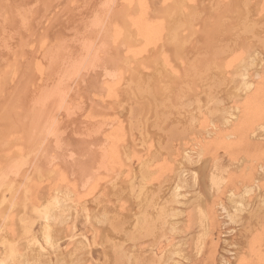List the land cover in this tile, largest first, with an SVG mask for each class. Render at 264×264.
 Listing matches in <instances>:
<instances>
[{
    "label": "bare ground",
    "instance_id": "1",
    "mask_svg": "<svg viewBox=\"0 0 264 264\" xmlns=\"http://www.w3.org/2000/svg\"><path fill=\"white\" fill-rule=\"evenodd\" d=\"M260 18L264 0H0V264H195L209 240L208 262L246 264L228 246L264 245Z\"/></svg>",
    "mask_w": 264,
    "mask_h": 264
},
{
    "label": "rangeland",
    "instance_id": "2",
    "mask_svg": "<svg viewBox=\"0 0 264 264\" xmlns=\"http://www.w3.org/2000/svg\"><path fill=\"white\" fill-rule=\"evenodd\" d=\"M260 20H261V22H260ZM260 20H258V21L256 22V24H258V28L264 30V22H263V21H264V18H262V19L260 18ZM256 38H257V37H256ZM256 38H254V39H256ZM257 40H258V41H256V42H258V43H257V47H259V48H261V49H264V47L262 48V46H264V39L259 38V39H257ZM262 41H263V42H262ZM261 42H262V43H261ZM262 53H263V52H262ZM256 79H257V78H256ZM62 115H63V114H61V116H62ZM217 116H218V115H217ZM213 124H218V121L215 120L214 123H212L211 125L213 126ZM245 161H247V159H245ZM263 161H264V160H263ZM120 229L123 230L124 227H119V230H120ZM121 230H120V231H121ZM236 232H237V231H236ZM238 232H239V230H238ZM139 237H140V238L138 239V244H139V243H142V242H144V241L146 240V238H144V236H142V235L139 236ZM141 238H143V239H141ZM241 239H242V238H241ZM241 239L239 240V242L242 241V244L240 243L241 245H240L239 243L235 242V241L233 242V240H232V242L234 243L233 245H229V246H228L227 243H226V245H227L229 248H230V247H233V248H231V249H234V251H235L234 253H236V252H237V253H239V252L242 253L243 250H246L244 253H242V255L244 256V260H246V261H245L246 264L249 263L250 261H251L250 264H253V263H254L252 260H255V259H254V258L251 259L250 256L255 257V258H258V259L261 257V261H260V259H259V260H257V259L255 260V262H256V261H259L260 263H259V262H256L255 264H257V263H258V264H262V262H264V261H263V260H264V256H263V255H264V254H263V253H264V245H262V244H260V243H258V242H256L257 244L255 243L256 245L253 243V245H255L254 247L257 246V249H256V250H258V252H257V254H256V252H252V250H253L252 248H254V247H253L252 244L248 241L249 239L243 237V239H245L244 241L247 242L246 245H245V242H243V239H242V240H241ZM247 239H248V240H247ZM140 240H141V241H140ZM246 240H247V241H246ZM139 241H140V242H139ZM208 242H211V240L207 241V246L212 244V243L208 244ZM214 243H215V242H213V244H214ZM213 244H212V245H213ZM247 244H248L249 246H248ZM250 244H251V245H250ZM258 244L262 245L263 247L261 246L262 248H260V245L258 246ZM205 245H206V243L203 242V244H202V249H201V254H198V255L195 257V259L193 260L194 263H195V264H200V260L202 261V260L206 257V258H205V259H206V262H204L205 264H206V263H207V264H210L211 262L214 263L215 261H216V263L218 264L217 261L220 260V259L218 258L220 255H217L218 257L215 255V257H217V258L213 257L215 260H214L213 258H211V260L209 259L211 262H210V261H209V262L207 261V260H208L207 257L210 255V254L208 253V252H209L208 249L211 248L212 245L209 246V247H207V246H205ZM242 245H243V246H242ZM109 246H110V245H109ZM238 246H239V248H241L240 246H242V248L239 249V248H237ZM247 246L250 248V250H248L249 248H248ZM251 246H252V247H251ZM69 247H72V245H71L70 243L66 245V248H69ZM203 247H204V248H203ZM205 247H207V248H205ZM212 247L215 248V244H214V246H212ZM246 247H247V248H246ZM115 248H116V247H115ZM258 248H259V249H258ZM203 249H205V250H203ZM237 250H238L239 252H238ZM256 250H255V248H254L253 251H256ZM218 252H219V251H218ZM218 252H217L216 254H218ZM247 252H248V253H247ZM207 253H208V255L206 256ZM237 253H236L235 255H237ZM253 253H255V255H254ZM259 253H261V255H262L263 257H262ZM85 254H86V255H85ZM244 254H245V255H244ZM258 254H259V255H258ZM202 255H203L204 258L201 257ZM227 255H228V254H227ZM256 255H257L258 257H257ZM93 257H95V256H93ZM114 257H116V256H114ZM229 257L233 259V260H230V261L232 262V264H238V263H235V261H234V260L237 259L236 257H233V256L231 257L230 254H229ZM229 257H228V259H229ZM246 257H247V259H246ZM85 258H86V259H85ZM89 258H90V256L88 255V253H86V252H80V255H79V258H78V260H79L78 262H80V263H82V264H83V263H84V264H88V263H89V262H88V261H89ZM198 258H199V259L201 258V259L199 260ZM87 259H88V261H87ZM205 259H204V260H205ZM218 259H219V260H218ZM249 259H250V261H249ZM212 260H213V261H212ZM82 261H83V262H82ZM86 261H87V262H86ZM196 261H199V262L197 263ZM248 261H249V262H248ZM113 262H114L113 260L110 261V264H112ZM118 262L121 263V261H115V264H116V263H117V264H120V263H118ZM236 262H238V261L236 260ZM123 263H124V262H122L121 264H123ZM213 263H211V264H213ZM216 263H214V264H216ZM124 264H128L127 261H126ZM201 264H203V263L201 262ZM219 264H220V262H219ZM239 264H240V263H239Z\"/></svg>",
    "mask_w": 264,
    "mask_h": 264
}]
</instances>
